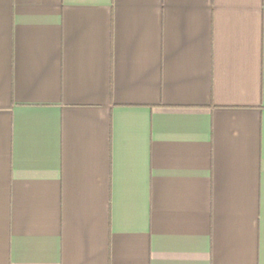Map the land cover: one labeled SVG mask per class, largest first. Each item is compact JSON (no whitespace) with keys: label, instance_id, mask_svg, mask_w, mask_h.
I'll return each mask as SVG.
<instances>
[{"label":"crops","instance_id":"crops-1","mask_svg":"<svg viewBox=\"0 0 264 264\" xmlns=\"http://www.w3.org/2000/svg\"><path fill=\"white\" fill-rule=\"evenodd\" d=\"M0 264H264V0H0Z\"/></svg>","mask_w":264,"mask_h":264}]
</instances>
